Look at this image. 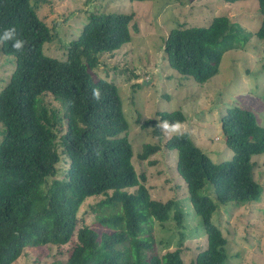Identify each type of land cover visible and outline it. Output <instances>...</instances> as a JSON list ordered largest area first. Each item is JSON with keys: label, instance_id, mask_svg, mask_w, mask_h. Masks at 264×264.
<instances>
[{"label": "trees", "instance_id": "1", "mask_svg": "<svg viewBox=\"0 0 264 264\" xmlns=\"http://www.w3.org/2000/svg\"><path fill=\"white\" fill-rule=\"evenodd\" d=\"M32 1L0 0V31L14 25L26 41L23 52L14 51L10 42L0 47L14 65L0 88V264H12L27 247L64 246L74 236L68 258L50 264H185L180 245L148 254L152 223L168 220L174 209L180 224L182 212L174 200L151 198L145 175L131 162L129 124L118 88L89 72L101 54L131 41V27L138 30L134 13H89L78 38L70 41L66 59L59 60L43 52L52 33L38 16V0ZM257 1L264 16V0ZM254 34L264 39V20ZM249 35L229 17L215 16L207 27L170 29L164 51L173 69L203 83L217 74L223 53ZM94 88L100 90L99 101L92 98ZM156 115L186 119L180 109ZM150 123L156 120H146L143 127ZM220 123L224 143L233 151L229 160L212 161L189 132L181 139H164V147L176 151L177 172L206 236V246L191 264L225 263L227 239L213 223V213L219 204L257 202L264 190L251 160L264 153V127L252 111L239 106L227 108ZM153 132L162 138L160 129ZM160 149L146 143L137 158L146 160ZM60 162L67 165L59 173ZM95 196L103 197L91 205L104 229L100 232L78 218L81 205Z\"/></svg>", "mask_w": 264, "mask_h": 264}, {"label": "rangeland", "instance_id": "2", "mask_svg": "<svg viewBox=\"0 0 264 264\" xmlns=\"http://www.w3.org/2000/svg\"><path fill=\"white\" fill-rule=\"evenodd\" d=\"M34 4V0L32 1ZM31 2V3H32ZM38 16L48 25L52 41L43 45L45 55L66 59L71 40L78 38L91 12L134 13L131 41L113 53L99 56V64L89 70L95 79L116 84L122 100L124 116L129 124L128 139L132 146L133 163L138 174L146 177L150 196L158 201L174 200L182 212L181 223L174 217V209L164 222L151 225V247L148 254H163L178 245L185 264H191L197 252L206 246L201 221L189 200L186 183L176 169V151L164 147L163 133L159 138L154 124L143 127L146 120H159L160 112L180 109L184 124L194 143L215 163L229 160L233 151L224 143L220 117L233 106L246 108L264 127V39L254 32L264 16L257 0H38ZM215 16H227L239 24L249 39L227 49L219 63L217 74L199 83L173 69L164 51V40L170 29L183 26L207 27ZM132 22V23H133ZM0 52V88L7 84L14 65ZM12 58V57H11ZM13 59V58H12ZM137 84V85H136ZM136 85V87H134ZM62 112L60 104L50 95L46 98ZM46 100V101H47ZM61 114V113H60ZM1 129V125H0ZM1 138V136H0ZM146 143L159 144L161 149L146 160L137 154ZM254 178L264 189V153L252 155ZM154 161V163H150ZM58 164V172L66 168ZM136 187L129 188L134 191ZM213 196V193H209ZM102 196L87 198L79 210L80 224L100 227L91 212V205ZM213 223L227 239V259L224 264H264V190L257 202L219 204L212 216ZM145 236L148 234L145 233ZM76 242L75 236L64 246L44 245L27 247L12 264H50L68 258ZM148 255V256H149Z\"/></svg>", "mask_w": 264, "mask_h": 264}, {"label": "clouds", "instance_id": "3", "mask_svg": "<svg viewBox=\"0 0 264 264\" xmlns=\"http://www.w3.org/2000/svg\"><path fill=\"white\" fill-rule=\"evenodd\" d=\"M8 42L11 43V47L16 52H23L26 44V41L20 38L17 28L14 25L5 27L0 31V47H3ZM92 98L96 101L102 98L98 88L92 90ZM155 127L160 129L169 139H181L188 135V129L184 122L180 120L159 119L156 121Z\"/></svg>", "mask_w": 264, "mask_h": 264}]
</instances>
